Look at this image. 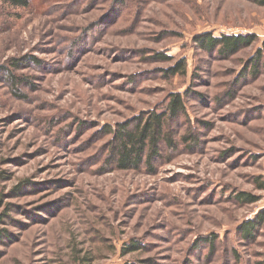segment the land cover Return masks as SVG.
<instances>
[{"label": "rangeland", "instance_id": "374dc122", "mask_svg": "<svg viewBox=\"0 0 264 264\" xmlns=\"http://www.w3.org/2000/svg\"><path fill=\"white\" fill-rule=\"evenodd\" d=\"M206 32L257 38L208 51ZM263 39L253 0L0 2V264H264V222L240 232L264 206ZM176 92L189 124L118 168L106 126Z\"/></svg>", "mask_w": 264, "mask_h": 264}, {"label": "trees", "instance_id": "16d2710c", "mask_svg": "<svg viewBox=\"0 0 264 264\" xmlns=\"http://www.w3.org/2000/svg\"><path fill=\"white\" fill-rule=\"evenodd\" d=\"M31 0H0L1 3L11 7L25 8L30 4ZM254 2L264 6V0H253ZM257 36L253 33L247 34H221L219 37L213 35L211 32H206L203 36L197 37L196 41L205 50L219 49L221 52H235L242 46H249ZM254 63L251 64L253 70H256L257 61L264 62V39L260 46L256 49ZM160 60H171L168 55H161ZM15 63L14 65H16ZM3 67H0V72ZM186 65L184 61H179L170 73L175 75L177 73H184ZM5 74L10 77L13 83L15 77L11 71H5ZM184 117L189 124L186 109L184 106V96L178 92L171 93L164 108L157 112L154 110L148 111L145 115L141 114L132 121L118 123L111 126H106L105 131L111 134L114 140L112 147V155L115 158L116 165L120 169H128L137 167L141 162H149V159L158 156L159 143L164 141L166 145L171 141L167 138L165 126L168 121H173L178 117ZM132 127V128H130ZM259 189H264V182L258 185ZM236 199L243 203H252L258 200L256 195L249 193H238ZM264 222V208L258 213L244 221L240 225V232L244 237H251L252 231L258 225Z\"/></svg>", "mask_w": 264, "mask_h": 264}, {"label": "built area", "instance_id": "2783aa9c", "mask_svg": "<svg viewBox=\"0 0 264 264\" xmlns=\"http://www.w3.org/2000/svg\"><path fill=\"white\" fill-rule=\"evenodd\" d=\"M262 200H263V203H264V196H263V199ZM262 207L264 208V206H262Z\"/></svg>", "mask_w": 264, "mask_h": 264}]
</instances>
